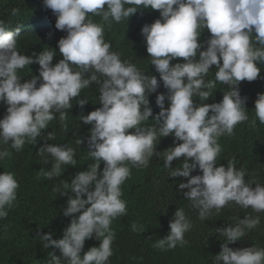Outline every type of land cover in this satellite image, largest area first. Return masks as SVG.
Returning <instances> with one entry per match:
<instances>
[{
	"label": "clouds",
	"instance_id": "obj_1",
	"mask_svg": "<svg viewBox=\"0 0 264 264\" xmlns=\"http://www.w3.org/2000/svg\"><path fill=\"white\" fill-rule=\"evenodd\" d=\"M43 5L55 15V28L67 35L31 57L17 50L20 27L9 30L0 20V159L26 165L32 152L40 168L54 162L39 171L49 180L61 176L62 165H76L84 142L95 161L71 183L62 181L68 190L60 193L67 196L62 214L71 217L63 237L38 233L44 248L60 251L49 253L48 264H108L115 239L111 221L126 213L121 185L131 173L151 175L160 165L173 169L171 177L187 180L178 186L189 201L186 211L198 209L203 223L226 220L227 227L215 229L226 242L213 264H264L260 246L229 247L250 232L264 234V142L250 174L227 163L230 156L223 151V144L249 150L251 123L264 128V0H43ZM143 9L160 13L139 29L150 72L124 59L104 37V24L90 18L110 25ZM205 29L211 34L206 49L199 42ZM26 66L32 73L19 76ZM157 73L166 89L158 85ZM91 88L94 104L84 97ZM150 94L161 109L156 117ZM65 111L72 116V144L56 138L57 125L66 127ZM197 168L202 175L192 176ZM18 187L13 173L0 174V219L12 215L6 208ZM192 226L178 208L169 233L153 246L183 247ZM132 229L143 230L135 223ZM93 236L99 246L81 255Z\"/></svg>",
	"mask_w": 264,
	"mask_h": 264
},
{
	"label": "trees",
	"instance_id": "obj_2",
	"mask_svg": "<svg viewBox=\"0 0 264 264\" xmlns=\"http://www.w3.org/2000/svg\"><path fill=\"white\" fill-rule=\"evenodd\" d=\"M14 8L19 9V15L12 14ZM150 16L158 19L160 13L143 9L128 20L120 23L113 21L110 25L104 23L99 16L90 15V18L96 23L104 24V37L124 59L135 64L139 69L150 72V65L139 35L141 23ZM0 20L4 21L9 30L20 27L17 50L20 54L29 57L33 53L39 54L48 46H57L58 41L67 35L66 32L55 28L56 17L50 9L44 7L43 0H0ZM210 35L206 29L201 31L199 42L205 45V49ZM173 62L182 63L183 60L180 58ZM32 66L38 76L39 65L33 63ZM27 67L19 70L18 75L21 76L23 72L26 76L30 75L32 69H26ZM155 77L158 85L166 89L160 84L158 73ZM84 97L90 104H94V88L85 91ZM148 99L149 107L156 117L161 109L152 102L151 94ZM4 105L7 107L6 104ZM3 118L4 115L0 112V119ZM71 136L73 137L70 124H66L65 128L57 125L58 140L72 144ZM263 142L264 128L251 123L247 138L249 150L226 148L223 144L224 157L230 156L227 163L232 162L235 167L239 166L250 174L254 170L253 163L259 156ZM79 147L74 158L77 161L76 165H62L61 176L51 180L41 176L39 171L50 170L54 162H49L40 168V164L37 165V156L32 152L26 158V165H21L12 157L0 159L2 161L0 174L13 173L19 184L16 200L10 208H6L12 215L0 219V264H48L51 260L50 252L60 256L58 249L43 247L38 233L40 235L50 233L53 239H61L64 229L70 224L71 217L62 214L67 206V196L60 193L68 191L63 188L62 181L71 183V179L78 172L85 171L89 165L95 163L88 157L87 144L84 142ZM102 168L103 164L101 170ZM157 168L158 172L151 175L131 173L121 185V199L126 202V213L111 221L110 228L115 233V239L111 245L113 254L108 264H213V257L219 254L221 244L226 242V238L215 229L219 224L227 227L226 220L215 224L203 223L199 219L198 209L186 211L189 201L183 196L185 191L178 186L180 183H187V180L182 177H171L169 173L173 169L165 168L164 165ZM191 175H202V173L197 168ZM178 208L184 209L193 225L190 231L185 233L184 239L187 243L183 247L177 245L176 248L169 250L154 247L158 239L164 238L169 233V223ZM133 223L143 230L133 231ZM250 244L264 248V234L261 236L250 232L247 238L244 236L229 247L234 250L243 249L251 247ZM98 246L99 241L94 236L86 239L81 255L90 248Z\"/></svg>",
	"mask_w": 264,
	"mask_h": 264
},
{
	"label": "water",
	"instance_id": "obj_3",
	"mask_svg": "<svg viewBox=\"0 0 264 264\" xmlns=\"http://www.w3.org/2000/svg\"><path fill=\"white\" fill-rule=\"evenodd\" d=\"M81 109H82V113L84 112L82 115L86 116V114L88 112V111H86V106L81 107ZM65 112L67 113V116H66V119L64 121L66 124H70V122L72 121V116L67 111H65ZM74 118H75V120H78L76 115ZM72 123H73V121H72ZM76 136L78 137L79 135H76ZM77 137H76V139H77ZM72 138H74V136Z\"/></svg>",
	"mask_w": 264,
	"mask_h": 264
},
{
	"label": "bare ground",
	"instance_id": "obj_4",
	"mask_svg": "<svg viewBox=\"0 0 264 264\" xmlns=\"http://www.w3.org/2000/svg\"><path fill=\"white\" fill-rule=\"evenodd\" d=\"M160 82H161V80H159ZM211 114V113H210ZM32 177V176H31ZM34 178V177H33ZM143 179H145V178H143ZM147 182V181H146Z\"/></svg>",
	"mask_w": 264,
	"mask_h": 264
}]
</instances>
